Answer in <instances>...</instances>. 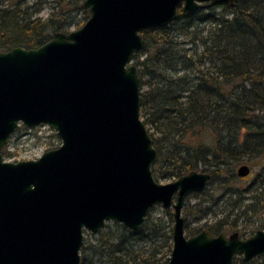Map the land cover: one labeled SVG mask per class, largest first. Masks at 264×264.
<instances>
[{"label": "water", "instance_id": "95a60500", "mask_svg": "<svg viewBox=\"0 0 264 264\" xmlns=\"http://www.w3.org/2000/svg\"><path fill=\"white\" fill-rule=\"evenodd\" d=\"M234 0H83L89 17L37 48L0 51V264H80L83 231L107 221L137 230L150 209L172 208L167 264H232L264 256V231L186 237L181 209L211 176L192 170L159 183L157 152L140 117L141 82L133 56L141 31L169 25L178 7ZM55 131L60 145L35 159L2 155L22 125ZM242 164L237 175H248Z\"/></svg>", "mask_w": 264, "mask_h": 264}, {"label": "trees", "instance_id": "16d2710c", "mask_svg": "<svg viewBox=\"0 0 264 264\" xmlns=\"http://www.w3.org/2000/svg\"><path fill=\"white\" fill-rule=\"evenodd\" d=\"M82 2L0 0V51L37 48L54 32L80 27L76 14L88 13ZM46 4L51 11L42 19L38 14ZM141 36L143 46L133 61L141 82L140 116L146 126L152 121L148 114L158 122L149 133L157 152L151 168L155 180L178 178L201 164L212 181L227 172L221 168L227 160L264 153V0L206 2L192 13L179 6L169 25L143 30ZM205 133H212V146L198 142ZM2 155L11 154L2 150ZM117 225L99 230L96 244L83 240L80 264H167L171 227L160 229L149 213L137 230ZM224 227L222 220L197 232L206 228L217 234ZM140 241H149L147 248ZM232 264H264V256L248 262L238 256Z\"/></svg>", "mask_w": 264, "mask_h": 264}, {"label": "rangeland", "instance_id": "374dc122", "mask_svg": "<svg viewBox=\"0 0 264 264\" xmlns=\"http://www.w3.org/2000/svg\"><path fill=\"white\" fill-rule=\"evenodd\" d=\"M50 7L51 4H46L38 15L42 19L46 18L51 11ZM88 17L89 12H78L75 24L80 23L82 25ZM76 28L73 25L69 28V31ZM148 117L152 121L146 127L149 133H154L156 132L158 122L153 121L152 115L148 114ZM141 119L143 120V117ZM156 134L160 135V133ZM199 137L201 138L198 141L199 143L208 147L212 146L214 142L212 133L200 134ZM59 145L60 140L57 138L55 131L48 126L40 124L27 128L20 125L18 130L9 137L7 144L3 147V151L11 154L10 157L5 158L6 160L16 162L35 159L44 151L57 148ZM242 164L248 165L250 172L244 177H239L237 169ZM203 168L206 169L204 165L199 164L195 170L202 171ZM221 168L227 170V172L231 171L235 176L231 177V174L226 172L220 179L210 181L202 192L197 194L191 193L186 196L181 212L184 218V232L186 236L195 234L197 229L201 227L219 223L222 220L225 222L223 232L225 234L237 231L241 237L245 238L251 236L258 229L264 231V153L244 156L234 162L227 160V164L222 165ZM175 179L177 178L171 176L170 178H157L156 181L167 183ZM200 201H202L201 204H199ZM249 204H252L251 208L247 209V205ZM205 211L208 213L199 218L201 213ZM149 214L158 223L159 227L172 228V208L164 209L161 204H156L150 209ZM117 224L120 223L107 221L101 230L106 228L114 230L118 227ZM97 233L84 230L83 240L90 244H96ZM139 244L147 248L149 241H140ZM149 251L141 256L148 258ZM162 252H166V248ZM155 256L156 258H160L161 253H156ZM95 263L92 261L86 264Z\"/></svg>", "mask_w": 264, "mask_h": 264}, {"label": "flooded vegetation", "instance_id": "af4514ba", "mask_svg": "<svg viewBox=\"0 0 264 264\" xmlns=\"http://www.w3.org/2000/svg\"><path fill=\"white\" fill-rule=\"evenodd\" d=\"M181 7V6H180ZM197 171V170H196ZM201 172H207V171H201ZM208 173H210V172H208ZM184 175V174H183ZM210 176H211V174H210ZM180 177V176H179ZM211 179H212V177L210 178V180L208 181V183H207V185L209 184V182L211 181ZM207 185L205 186V188L207 187ZM204 188V189H205ZM203 189V190H204ZM202 190V191H203ZM202 191H200V192H202ZM194 193H199V192H194ZM191 194V193H190ZM189 195V194H188ZM182 208H183V206H182ZM169 209V208H168ZM172 212H173V210H172ZM181 212H182V209H181ZM181 215H182V213H181ZM147 217V216H146ZM146 219V218H145ZM172 220H173V218H172ZM185 228V227H184ZM202 230H206V229H201L200 231H202ZM200 231H198V232H196L195 234H197V233H199ZM207 231V230H206ZM208 232V231H207ZM233 232H235V231H233ZM233 232H231V233H233ZM237 232V231H236ZM172 233V232H171ZM231 233H229V234H225V233H223V232H220V233H217V234H210L209 232H208V234L210 235V236H217L218 234H224L225 236H229ZM184 234H185V232H184ZM195 234H193V235H195ZM193 235H190V236H193ZM238 235H239V233H238ZM186 236V235H185ZM190 236H186V237H190ZM171 237H172V234H171ZM239 237L240 238H242V239H245V238H247V237H245V238H243V237H241V235H239ZM171 242H172V238H171ZM236 257H238V256H236ZM236 257H234V258H236ZM241 257V256H240ZM234 260V259H233Z\"/></svg>", "mask_w": 264, "mask_h": 264}]
</instances>
